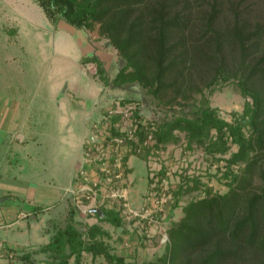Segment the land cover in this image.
<instances>
[{"label": "rangeland", "instance_id": "rangeland-1", "mask_svg": "<svg viewBox=\"0 0 264 264\" xmlns=\"http://www.w3.org/2000/svg\"><path fill=\"white\" fill-rule=\"evenodd\" d=\"M234 1L242 3L241 8L249 6L250 10L257 9L260 0ZM225 2L222 27L232 20L228 10L230 0ZM0 7L3 12L0 51L10 58L17 56L7 65L8 85L23 103L31 97L34 99L28 113L32 120L23 127V140L27 139V143L18 144L9 155L7 171L12 176L6 173L5 184L25 190L32 183L42 191L36 193L37 201L59 203L54 212H39L38 218L29 217L30 226L28 216L15 217L14 223L7 226L3 222L10 220L1 217L2 254L6 249L14 254L8 264H22L21 254L48 243L54 226L65 224L64 200H60L64 192L71 196L77 208L75 223L82 232L100 225L105 234L97 238L112 253L136 264L162 262L169 241L168 229L184 216V206L207 195L209 189L213 193L227 191L228 168L224 159L237 146L232 145L230 152L214 157L204 147L196 144L189 147L186 134L177 131L178 142L156 147L150 134L137 147L139 139L135 133L139 117L143 123L148 122L147 118L161 121L163 117L182 114L193 117L204 94L220 116L232 121L242 113L246 101L235 78L211 83L217 60L202 66H191L190 60L185 77L177 83L187 98L174 86L165 93L172 102H160L138 83L128 87L112 82L105 85L95 64L81 62L87 51L78 37L59 25L63 20L57 24L51 21L38 0H1ZM208 7V1L203 0L196 4L195 12ZM259 19L264 21L263 12ZM86 34L95 50L101 51L109 78L113 79L124 64L119 53L101 35L99 24ZM200 34L198 28L193 32L196 37ZM229 48L232 52L225 55V64L235 66L240 61L239 51L236 46ZM124 98L135 102L122 104ZM117 115L121 118L114 122V127L126 132V137L114 135L110 130L111 117ZM10 161L13 163L9 164ZM255 183L256 187L262 185L258 176ZM117 192L122 196L117 197ZM24 208L30 210L28 206ZM109 209L118 213L121 225L100 219ZM34 257L37 264H49L45 254ZM82 261L110 264L104 255L94 256L91 252H85ZM70 264H74L73 259Z\"/></svg>", "mask_w": 264, "mask_h": 264}, {"label": "trees", "instance_id": "trees-1", "mask_svg": "<svg viewBox=\"0 0 264 264\" xmlns=\"http://www.w3.org/2000/svg\"><path fill=\"white\" fill-rule=\"evenodd\" d=\"M201 1L38 0L56 24L63 20L85 31L100 25L101 35L117 50L123 66L110 79L105 61L97 54L85 55L81 62L95 64L105 85L112 82L128 87L138 83L154 99L169 104L171 99L165 97L169 88L176 86L179 93L185 91L177 83L185 77L190 60L191 66L217 60L211 83L235 78L246 101L242 113L232 121L220 116L204 94L193 117L182 114L163 117L161 121L147 118L148 122L143 123L135 112L140 120L135 133L139 139L137 147L150 134L156 147L178 142L177 131L186 134L189 147H204L214 157L227 154L232 145L237 146L224 159L228 168L227 191L213 193L209 189L207 195L184 206V216L168 229L166 253L157 264H264V21L259 19L264 13V0L258 2L257 9L250 10L249 6L241 8L242 3L230 0L232 20L225 27L221 15L226 0H207L208 9L195 12ZM197 19L201 22L194 21ZM197 28L201 31L199 37L193 35ZM232 46L239 51L240 61L235 66L225 64ZM183 95L187 98L186 92ZM129 102L135 99L121 101ZM111 118L112 133L126 137V132L114 127L121 117ZM257 176L260 187H256ZM70 197L65 224L54 226L48 243L21 254L22 264H36L34 255L40 253L47 256L49 264H70L71 259L74 264H83L85 252L104 255L110 264H136L109 251L108 245L97 238L105 234L100 225H92L86 232L80 230L75 223L77 208ZM106 214L100 219L117 226L122 224L116 211L109 209Z\"/></svg>", "mask_w": 264, "mask_h": 264}, {"label": "crops", "instance_id": "crops-1", "mask_svg": "<svg viewBox=\"0 0 264 264\" xmlns=\"http://www.w3.org/2000/svg\"><path fill=\"white\" fill-rule=\"evenodd\" d=\"M1 5V0H0ZM3 11L5 9L3 8ZM2 9L0 7V20L2 18ZM60 23L64 29H67L73 32L79 39L81 47L85 48L87 53L83 54L82 57L85 55H93L97 54L101 58V51L95 50V46L93 43L90 42L87 38L86 31L83 29H77L72 25L62 21ZM1 21H0V29H1ZM2 37L0 36V41ZM14 42H17L14 40ZM2 43L0 42V48ZM6 48V47H4ZM98 51V52H97ZM17 56L10 58L7 56L5 52L0 51V222L2 221L1 217L5 219H9L10 221L3 222L4 226L8 224L12 225L14 223V218H20L24 216H28L27 218H38L40 213L45 211L53 210L56 211V207H58V202H50L49 204H43L40 201L36 200L35 195L37 192H41L39 188L33 187L31 183V188H26L25 190L22 189L20 186L19 188L13 189L9 185L5 184L6 173L11 177V173L7 171V163L9 159V155L12 151H16V146L19 144L27 143V139L23 140L24 132L23 127L25 124L30 123L32 120V116L28 113L30 111L31 102H33V98L27 99L25 103L18 98V95L14 88H11L8 85V71L7 65L10 62H14ZM81 57V59H82ZM102 59V58H101ZM103 61L104 58L102 59ZM105 63H107L105 61ZM28 134V133H27ZM30 134V133H29ZM28 134V135H29ZM26 136V135H25ZM17 152H15L16 154ZM77 162L79 159L77 158ZM76 162V163H77ZM13 163L10 161L9 164ZM77 165V164H76ZM78 168V166H77ZM76 171H78L76 169ZM16 177V176H14ZM75 177L73 178V182H75ZM7 180V179H6ZM23 184V183H22ZM24 185V184H23ZM39 190V191H38ZM66 192L63 193L60 200H64V212L65 215L67 213V196ZM25 206H28L30 210H25ZM40 209V210H39ZM15 215V216H14ZM14 216V217H12ZM31 220H28V226H30ZM9 225V227H10ZM2 226V225H0ZM5 251H12L11 249H6ZM21 251V250H20ZM24 251V250H23ZM5 260L4 262H0V264H8V260L10 258L3 257L0 258V261ZM11 261V260H10ZM38 262H36L37 264Z\"/></svg>", "mask_w": 264, "mask_h": 264}, {"label": "built area", "instance_id": "built-area-1", "mask_svg": "<svg viewBox=\"0 0 264 264\" xmlns=\"http://www.w3.org/2000/svg\"><path fill=\"white\" fill-rule=\"evenodd\" d=\"M126 116H127V114L126 113H124ZM115 195H118L117 197H119V196H122V193L121 194H119L118 192L115 194ZM2 244H0V257H9V258H13V256H14V254H12V253H10L9 251L7 252V251H5L4 252V254H2Z\"/></svg>", "mask_w": 264, "mask_h": 264}]
</instances>
